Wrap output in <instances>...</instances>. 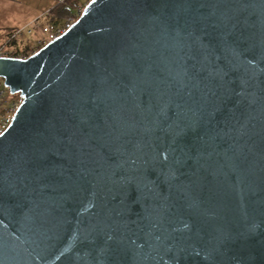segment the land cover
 Instances as JSON below:
<instances>
[{"label": "water", "instance_id": "95a60500", "mask_svg": "<svg viewBox=\"0 0 264 264\" xmlns=\"http://www.w3.org/2000/svg\"><path fill=\"white\" fill-rule=\"evenodd\" d=\"M0 78V264H264V0H89Z\"/></svg>", "mask_w": 264, "mask_h": 264}, {"label": "rangeland", "instance_id": "374dc122", "mask_svg": "<svg viewBox=\"0 0 264 264\" xmlns=\"http://www.w3.org/2000/svg\"><path fill=\"white\" fill-rule=\"evenodd\" d=\"M58 1L60 0H0V46L11 33L19 29L31 31L30 34L17 38L21 47L42 36L41 27L47 24V13ZM75 1L77 5L72 8V13L83 10L87 3V0ZM1 89L4 90V94L0 95V118L12 101H19V95L10 94L3 84Z\"/></svg>", "mask_w": 264, "mask_h": 264}, {"label": "built area", "instance_id": "2783aa9c", "mask_svg": "<svg viewBox=\"0 0 264 264\" xmlns=\"http://www.w3.org/2000/svg\"><path fill=\"white\" fill-rule=\"evenodd\" d=\"M81 12L82 10H77L60 19L56 23H50L42 26V36H39L38 38L34 39L35 41L33 42L25 44V47H21L18 45L19 43L17 42V38L26 36L30 34L31 31H25L23 29L14 31L7 37L4 44L0 46V57L27 58L28 56L35 53L38 49L43 47L47 42L65 33L78 19ZM2 84L3 81H0V95L4 94V90L1 89ZM18 104L19 101H12L10 106L7 108V111L1 114L0 131H2L7 126Z\"/></svg>", "mask_w": 264, "mask_h": 264}, {"label": "trees", "instance_id": "16d2710c", "mask_svg": "<svg viewBox=\"0 0 264 264\" xmlns=\"http://www.w3.org/2000/svg\"><path fill=\"white\" fill-rule=\"evenodd\" d=\"M87 0L86 2H88ZM77 5L75 0H60L47 13V24L56 23L60 19L72 13V8ZM20 101V98H19Z\"/></svg>", "mask_w": 264, "mask_h": 264}]
</instances>
